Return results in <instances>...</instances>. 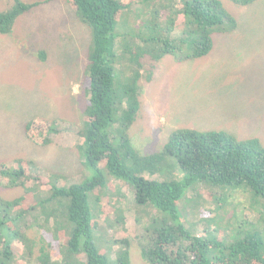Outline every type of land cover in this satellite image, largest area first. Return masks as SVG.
I'll return each instance as SVG.
<instances>
[{"label": "trees", "instance_id": "trees-1", "mask_svg": "<svg viewBox=\"0 0 264 264\" xmlns=\"http://www.w3.org/2000/svg\"><path fill=\"white\" fill-rule=\"evenodd\" d=\"M65 1L90 32L84 69L87 103L77 130L82 139L78 153L87 175L79 183L65 185L56 174L43 180L33 161L0 163L6 187L23 191L13 199L0 197V264H22L15 242L30 258L36 243L27 231L39 218L40 264H51L53 250L63 264H130L127 241L111 261L93 235L98 206L94 194L112 178L133 190L136 206L154 211L140 243V256L148 264H264L263 232L243 224L235 226L229 241L201 236L211 229L193 233L181 213L187 194L202 184L244 190L264 222V143L259 138L180 128L160 151L141 154L128 132L140 107L144 66L149 79L165 56L185 61L207 55L215 31L236 29L234 16L220 0H181L179 7L174 0ZM230 1L246 6L256 0ZM33 6L13 0L0 11V35L10 34L16 20ZM57 125L33 118L25 123L24 133L35 145L45 147ZM50 229L56 247L43 232Z\"/></svg>", "mask_w": 264, "mask_h": 264}, {"label": "rangeland", "instance_id": "rangeland-1", "mask_svg": "<svg viewBox=\"0 0 264 264\" xmlns=\"http://www.w3.org/2000/svg\"><path fill=\"white\" fill-rule=\"evenodd\" d=\"M20 1L34 6L16 20L10 34L0 35V163L30 160L43 180L56 174L62 184L79 183L87 175L78 153L82 139L77 130L87 103L84 69L90 32L65 0ZM180 1L174 4L179 7ZM220 1L237 27L215 31L207 55L185 61L165 56L149 79L144 66L140 107L128 131L141 154L160 151L168 136L180 128L225 131L238 139L255 137L264 143V0L246 6ZM12 2L0 0V11ZM128 21L132 22L131 17ZM33 118L58 124L49 145L37 146L25 136L24 125ZM22 193L20 188H7L0 177L1 198L13 199ZM94 196L98 206L91 204L97 224L93 235L100 249L114 261L125 240L130 264H148L140 256V243L154 211L136 206L133 190L117 179H110ZM187 197L181 205L182 219L195 234L210 228L201 236L229 241L243 224L264 233V222L244 190L201 184ZM41 223L39 218L27 231L36 243L29 259L23 245L14 243L22 264H40L36 224ZM43 232L56 247L52 229ZM56 251L51 264H63Z\"/></svg>", "mask_w": 264, "mask_h": 264}]
</instances>
